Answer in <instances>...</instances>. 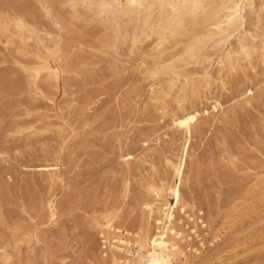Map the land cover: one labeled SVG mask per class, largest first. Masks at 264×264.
<instances>
[{
    "label": "rangeland",
    "instance_id": "1",
    "mask_svg": "<svg viewBox=\"0 0 264 264\" xmlns=\"http://www.w3.org/2000/svg\"><path fill=\"white\" fill-rule=\"evenodd\" d=\"M140 3L0 0V264H136L191 108L177 264H264V0Z\"/></svg>",
    "mask_w": 264,
    "mask_h": 264
},
{
    "label": "bare ground",
    "instance_id": "2",
    "mask_svg": "<svg viewBox=\"0 0 264 264\" xmlns=\"http://www.w3.org/2000/svg\"><path fill=\"white\" fill-rule=\"evenodd\" d=\"M243 2L244 0H238V3L234 5V8L228 9L226 13L224 12L220 22L216 24L215 29L218 31V40L215 43V47L224 48L231 38V35L225 34L226 31L229 28L235 30V26L242 24ZM126 5L130 11L133 12L136 7L141 6V3L140 0H126ZM104 6H106V4H103L101 7L103 8ZM194 7H196L195 4ZM242 50L249 54L251 48L249 46H243ZM199 115L200 113L192 108L182 109L179 113L173 115L172 124L175 128L185 131L187 139L184 143L181 157L179 158L178 163L173 167L175 172L173 183L166 187L163 186L162 189L156 191L151 187V191L155 197L163 200V194L165 193L168 202L165 204H159L157 202L143 204V209L146 210L148 217H153L154 214H159L162 218L154 219V232L151 237H143L139 241H136V257L134 256L137 258L136 264H177L176 259L180 258L182 255L180 245L183 243V238L181 234L171 231L170 233L173 235V238H169L166 235V232L169 230V227L174 224L176 220V212L181 211L183 214L186 213V204L182 198L181 187L186 168L187 150L190 145V128L191 125L195 124ZM100 228L102 233L107 235L115 234L112 220H108L105 226L100 225ZM117 231L119 232V230ZM115 243L116 245L114 248L118 252L125 250L129 245L123 239H119ZM112 261L113 264H123L121 263L120 258L116 257V253L114 252H112Z\"/></svg>",
    "mask_w": 264,
    "mask_h": 264
}]
</instances>
